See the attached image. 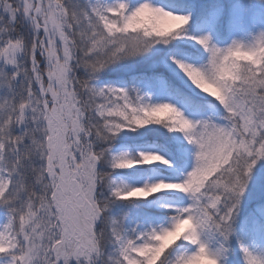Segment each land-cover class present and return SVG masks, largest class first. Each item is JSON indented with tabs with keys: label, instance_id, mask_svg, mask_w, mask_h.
Listing matches in <instances>:
<instances>
[{
	"label": "snow or ice",
	"instance_id": "snow-or-ice-1",
	"mask_svg": "<svg viewBox=\"0 0 264 264\" xmlns=\"http://www.w3.org/2000/svg\"><path fill=\"white\" fill-rule=\"evenodd\" d=\"M0 264H264V0H0Z\"/></svg>",
	"mask_w": 264,
	"mask_h": 264
},
{
	"label": "trees",
	"instance_id": "trees-1",
	"mask_svg": "<svg viewBox=\"0 0 264 264\" xmlns=\"http://www.w3.org/2000/svg\"><path fill=\"white\" fill-rule=\"evenodd\" d=\"M222 111V110H221Z\"/></svg>",
	"mask_w": 264,
	"mask_h": 264
}]
</instances>
